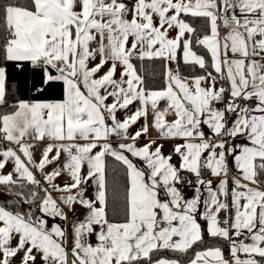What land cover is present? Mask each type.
<instances>
[{
    "label": "snow or ice",
    "instance_id": "6c2138e0",
    "mask_svg": "<svg viewBox=\"0 0 264 264\" xmlns=\"http://www.w3.org/2000/svg\"><path fill=\"white\" fill-rule=\"evenodd\" d=\"M187 17L205 20L203 34ZM0 18V107L14 99L9 63L30 66L37 96L62 93L0 115V185L37 210L0 206V264H181L157 258L163 250H193L187 264H264V0H29L0 5ZM146 60L162 62L159 89L138 72ZM238 135L249 141L239 150L227 139ZM108 156L127 177L117 221L106 211ZM76 204L88 213L66 246L47 218L65 220L62 205ZM205 232L230 257L196 251Z\"/></svg>",
    "mask_w": 264,
    "mask_h": 264
},
{
    "label": "trees",
    "instance_id": "16d2710c",
    "mask_svg": "<svg viewBox=\"0 0 264 264\" xmlns=\"http://www.w3.org/2000/svg\"><path fill=\"white\" fill-rule=\"evenodd\" d=\"M6 3H15L19 6H27L29 0H0V5ZM186 21L192 24L200 34H203L205 28V20L202 18L187 17ZM6 33V28L4 21L0 18V42L3 40V35ZM206 50L198 49V53L203 54ZM138 72L142 75L145 84L149 89H159L163 82V67L161 61H137ZM8 67V84L9 93L14 97L5 106L0 107V115L5 114L11 109L13 103L19 99H28L30 96L34 99H52V98H62V93L59 89H49L44 95L37 96L35 93L31 92V85L33 80V73L30 66L25 65L24 70L21 71L17 69L12 63L7 65ZM180 70L182 74L188 75L189 69L184 66L181 62ZM198 70V69H197ZM105 174L107 183V215L108 219L111 221H117L123 218L124 215V192L127 182V177L123 165H121L114 158L108 156L105 158ZM3 191H0V206H5L8 208H15L17 210H22L25 212L23 203V198L16 195L15 191L10 190L7 186H2ZM32 186H26L23 189L24 195H28V190ZM203 223V222H202ZM205 243H201L194 246L196 251L202 250L206 247L211 246H221L223 248L227 247L224 241H215L213 238L208 237L205 232ZM194 256V251L190 250L187 254H178L171 251L163 250L158 255L157 258H168L177 259L181 264H186L188 260Z\"/></svg>",
    "mask_w": 264,
    "mask_h": 264
},
{
    "label": "crops",
    "instance_id": "0c3cea01",
    "mask_svg": "<svg viewBox=\"0 0 264 264\" xmlns=\"http://www.w3.org/2000/svg\"><path fill=\"white\" fill-rule=\"evenodd\" d=\"M129 2H130V0H129ZM224 31L225 30L222 28L221 29V34L222 35L224 34ZM172 67H173V69H176L177 65L176 64H172ZM256 103H257V101H255V100L247 101V105H249V106H251L253 108H254ZM229 119L231 120L232 117L229 116ZM135 127H139V124L134 126V128ZM153 134H155V133H153ZM227 139H228V142H229L230 145H236L237 146V150H239V146H243V145H246V144L249 143V141L247 140V137L244 136V135H238L235 138H227ZM163 143H165L164 152H165V154H168L170 152V146L169 145H170L171 142H163ZM40 151L41 150L38 149L35 152V157L37 158V160L39 159ZM173 163H178V158L175 157V156L173 158ZM10 170H11V166L9 165L8 168H6L5 171H10ZM232 170L235 171L234 163L232 165ZM36 175H37V178H40V174L39 173H36ZM192 177L194 178V181H195V177L194 176H192ZM67 179L68 178L65 177V180H67ZM213 179H214V182H215L216 178H213ZM56 182L57 183H61V181L59 179ZM2 186L3 185H0V191H3V187ZM262 186H264V184H262ZM95 192H96V185L93 184L90 181L89 182V186H88V192L86 193V196L88 198H94ZM193 193H194L193 188H190L184 194H185L186 198H190L193 195ZM40 194L43 195V191L42 190H41ZM58 195H59L58 193H53L54 198L57 197ZM24 207H25V213L30 211V210L33 211V212H37V210L35 209L34 205L27 204V205H24ZM73 208L76 210L75 213H73V211L71 209H69V207L62 205L63 212L65 213V215L67 217L65 220H61L59 218H52V217H48L47 218L49 220V224L50 225L51 224H58L65 231V234H66L65 244H66V246H70V244L72 242L73 226L75 224H77L79 221H82L84 219V217L88 213V210L83 208L82 205L76 204V205L73 206ZM222 217L224 219H228L229 218V214L227 212H224V213H222ZM97 230H98V228H97ZM86 239H87V241L89 243H92L93 245H95V243H98V241L96 240L95 234L86 237ZM223 249H224V252H225V256L227 255V257H230V252H229L228 247L223 248Z\"/></svg>",
    "mask_w": 264,
    "mask_h": 264
},
{
    "label": "built area",
    "instance_id": "2783aa9c",
    "mask_svg": "<svg viewBox=\"0 0 264 264\" xmlns=\"http://www.w3.org/2000/svg\"><path fill=\"white\" fill-rule=\"evenodd\" d=\"M243 104H247V101H242ZM189 176V178L192 179L193 183L195 182L194 181V178L190 175V174H187ZM213 179V178H212ZM214 180V179H213ZM178 187H180L182 193H185L187 190H189L190 188H192L191 186H188L187 184L185 185H178ZM227 257V255H226Z\"/></svg>",
    "mask_w": 264,
    "mask_h": 264
}]
</instances>
